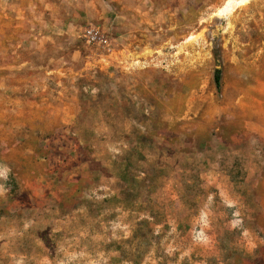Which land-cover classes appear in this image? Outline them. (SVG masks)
<instances>
[{"label": "rangeland", "instance_id": "1", "mask_svg": "<svg viewBox=\"0 0 264 264\" xmlns=\"http://www.w3.org/2000/svg\"><path fill=\"white\" fill-rule=\"evenodd\" d=\"M30 64L82 88L74 127L111 179L60 232L0 193V264H264V0H0V150L30 131Z\"/></svg>", "mask_w": 264, "mask_h": 264}, {"label": "crops", "instance_id": "2", "mask_svg": "<svg viewBox=\"0 0 264 264\" xmlns=\"http://www.w3.org/2000/svg\"><path fill=\"white\" fill-rule=\"evenodd\" d=\"M76 54L73 52L72 61ZM117 59L112 55L107 62L117 66ZM16 75V120L31 127L18 133L13 145L0 150L2 197L12 198L21 213L53 218L58 232L66 229L65 220H95L99 213H89L85 199L92 190L106 189L111 178L110 172L97 164L101 160L98 145L84 143L74 127L82 122V88L65 83L66 73L58 66L35 68L30 64L25 69L17 68ZM31 76L36 78L31 80ZM24 92H30L33 98ZM38 125H44L43 130L39 131ZM129 170L128 165L120 166L122 176ZM48 228L56 231L52 225Z\"/></svg>", "mask_w": 264, "mask_h": 264}, {"label": "built area", "instance_id": "3", "mask_svg": "<svg viewBox=\"0 0 264 264\" xmlns=\"http://www.w3.org/2000/svg\"><path fill=\"white\" fill-rule=\"evenodd\" d=\"M82 38L84 44L91 49H100L103 51H110L109 39L98 28L93 26H86L82 30Z\"/></svg>", "mask_w": 264, "mask_h": 264}, {"label": "trees", "instance_id": "4", "mask_svg": "<svg viewBox=\"0 0 264 264\" xmlns=\"http://www.w3.org/2000/svg\"><path fill=\"white\" fill-rule=\"evenodd\" d=\"M220 70L219 69H216L214 71V75H213V80H214V84H215V87L216 89H219L220 88Z\"/></svg>", "mask_w": 264, "mask_h": 264}]
</instances>
